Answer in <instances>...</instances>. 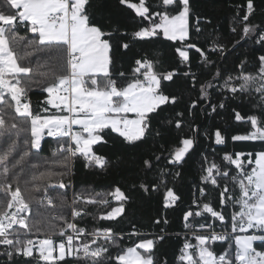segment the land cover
<instances>
[{
  "label": "snow or ice",
  "instance_id": "obj_1",
  "mask_svg": "<svg viewBox=\"0 0 264 264\" xmlns=\"http://www.w3.org/2000/svg\"><path fill=\"white\" fill-rule=\"evenodd\" d=\"M120 3L139 18L131 41L122 43V49L162 36L173 42L174 56L178 57L173 62L178 67L190 68V50L195 49L210 78L197 89V76L184 71L186 86L175 93L166 92L165 82L174 83L180 73L165 68L164 61L147 53L133 57L129 72L120 70L113 32L106 31L89 11L91 0H0V257L4 264H17L18 260L23 264H61L68 257L81 264H160L155 249L165 239L162 234H144L133 225L128 233L133 243L125 248L124 234L114 228L94 226L89 231L80 226L81 219L93 215L90 205L110 209L93 215V219L117 221L123 217L129 197L120 187L107 193L85 189L68 198L72 185L65 183L64 177L77 158L86 162L85 167L104 169L109 164L94 151L95 145L107 143L105 130L135 146L149 135L163 137L152 127V114L167 113L160 123L174 131L175 138L160 145V155L153 153L143 159V171L156 170V162L165 152L168 164L182 167L199 135L191 123L187 128L192 135L184 131L185 113L193 116L198 106L206 110L203 104L211 95L209 89H218L224 99L209 105L213 113L224 109L226 100L240 99L251 105L246 116L233 109L235 120L246 121L251 130L234 135L232 140L264 144V55L251 62L241 60L225 75L209 54L226 59V46L213 39L214 33L204 36L199 17L195 25L190 23V0H157L155 6L148 0ZM254 11L253 0H247L246 14L240 17L238 12L233 19L243 25V37L264 47V27L250 23ZM193 27L196 40L190 38ZM231 31L236 32L235 25ZM201 36L209 45L207 50L197 44ZM34 88L45 94L36 106L29 95ZM192 89H197L196 99L190 95ZM186 94V107L177 110ZM45 137L57 144L48 160L39 155ZM214 142L225 143L219 129L214 132ZM201 169L205 187H199L200 197L208 195L207 186L211 185L219 192L222 208L231 203L230 230L222 210L210 201L194 200L197 210L190 208L183 214V226L192 235L191 239L186 235L179 264H264V149L246 156L225 153L219 162L204 156ZM180 175L160 169L158 183H141L140 188L149 191L164 185V207L171 208L180 197L167 187V177ZM205 214L219 221L221 231L207 223H199L197 230L192 221ZM154 223L159 225L161 220ZM163 223H168L166 218ZM216 242L227 247L217 253ZM111 249L117 250L115 254Z\"/></svg>",
  "mask_w": 264,
  "mask_h": 264
},
{
  "label": "trees",
  "instance_id": "obj_2",
  "mask_svg": "<svg viewBox=\"0 0 264 264\" xmlns=\"http://www.w3.org/2000/svg\"><path fill=\"white\" fill-rule=\"evenodd\" d=\"M131 2H138V0H131ZM156 2L157 0H148V3L154 6ZM253 3L255 11L250 17V23L264 27V0H253ZM91 4L92 7L89 11L94 13L96 20L104 25L106 31L113 32L112 43L114 45L116 67L120 70L129 72L130 66L134 64L133 57L139 58L142 54L147 53L149 56L164 61L165 68L169 70L176 69L180 73L174 83L165 82L166 92L175 93L186 86V80L183 77L184 71H190L197 76V89L200 82H203L205 78H210L206 77V69L202 65L201 56L195 49L190 50V68L184 65L178 67L177 63L173 62L178 59L174 56L173 42L164 40L162 36L151 41L132 43L129 50L122 49L120 45L124 42H130L131 33L137 30L139 26V18L135 16V12L126 5H122L120 0H91ZM190 7L192 13L190 23L195 25L196 18L199 17L204 36H210L214 33L213 39H217L220 44L226 46V59L219 54H209V59L221 67L225 75L233 72L234 66L238 65L241 60L248 59L251 62L253 58L264 55V47L254 43L253 38L243 37L241 32L243 25L236 23L233 19L238 12L240 17L246 14L247 0H190ZM234 25L236 27L235 33L231 31ZM125 33L128 35H124ZM204 36L199 38L197 44L207 50L209 45L204 43ZM190 38L192 40L197 39L194 27L190 33ZM175 43L178 44L179 42ZM197 89L191 90L192 99H196ZM209 91L211 95L203 104V108L206 110H201V107L198 106L194 110L193 116L189 117L187 112L185 113L186 125L184 131L188 135H192L187 128V123H191L193 127L198 129L199 135L196 146L182 167H173L168 164L164 159V156L167 155L165 152L161 160L156 162V170L147 174L143 171V159L148 158L153 153L160 155V145L175 138V132L168 131L160 123L167 113H161L160 116L152 114V127L159 129L163 133V137L149 135L144 143H138L135 146L124 144L122 138L118 137L117 134L105 130L103 135L107 143L95 145L94 151L108 159L109 164L106 168L85 167L86 162L82 158L75 160L70 173L64 177L65 183L72 185L67 190L69 200H71L73 192L89 189L93 192L107 193L114 190L115 187H120L129 197V200L125 203V214L117 221L93 219V215H99L110 209L102 205L88 206L93 215L81 219L79 221L81 227H87L89 231L94 226L114 228L118 233L124 234L123 247L125 248L133 243L134 238H128V233L133 231V225L144 234H162L165 239L159 242L155 249V255L160 264H163L165 260L168 264H179L178 257L186 235L187 238L191 239V231L183 226V214L190 208L197 210L193 205L194 200L199 199L201 203L210 201L218 211L222 210L230 230V219L233 212L231 203L222 208L219 204V192L213 189L211 185L207 186L208 195L200 197L198 189L199 187H205L201 183V160L204 156H207L209 160L215 159L219 162L225 153H244L246 156L248 153H255L264 149V144L252 141H233L232 137L234 135H245L251 130L246 121L235 120L233 109L239 111L242 116H246L252 110L251 105L246 101L242 103L240 99L226 100V107L224 109L218 108L213 113L209 105L218 104L224 97L220 96L218 89H209ZM29 95L33 105L36 106L39 101L43 100L45 94L34 88ZM188 95L186 94L184 101L177 105V110L186 107ZM217 129L225 137L224 144L217 145L214 142V132ZM56 148V141L53 138L46 137L42 141V151L39 155L48 160L52 157ZM49 163H51L50 160ZM160 169H171L173 173L177 171L181 173L175 179L172 176L167 177V187L173 188L180 197L171 208L164 207V185H160L157 190H151L150 188L149 191H144L140 188L141 183L150 184L152 181L158 183L157 176ZM229 188L232 190L233 185L229 184ZM235 194L239 195L238 191ZM111 203L112 206H116L114 200ZM165 218L168 221L167 224L163 223ZM156 219L161 220L159 225L154 223ZM192 222L196 225L197 230L199 223L211 224L215 222L220 224L219 221L211 220L209 214H205L204 217H197ZM161 229L164 230L163 233H161ZM148 238H151V236ZM192 242L195 243L194 240ZM259 243L257 242V244ZM226 247L227 244L222 242H216L214 245L217 253L223 251ZM111 251L115 254L117 250L111 249ZM0 264H4L3 257H0ZM17 264H23V261L18 260ZM61 264H81V262L69 257Z\"/></svg>",
  "mask_w": 264,
  "mask_h": 264
},
{
  "label": "built area",
  "instance_id": "obj_3",
  "mask_svg": "<svg viewBox=\"0 0 264 264\" xmlns=\"http://www.w3.org/2000/svg\"><path fill=\"white\" fill-rule=\"evenodd\" d=\"M211 220H214L212 217H211ZM211 224H214L215 228H216V231H221V226L220 224H217L215 222H212ZM192 235V234H191ZM69 258V257H68Z\"/></svg>",
  "mask_w": 264,
  "mask_h": 264
},
{
  "label": "crops",
  "instance_id": "obj_4",
  "mask_svg": "<svg viewBox=\"0 0 264 264\" xmlns=\"http://www.w3.org/2000/svg\"><path fill=\"white\" fill-rule=\"evenodd\" d=\"M55 111V110H54ZM133 114H129V116L131 117ZM46 138V137H45ZM50 138V137H49Z\"/></svg>",
  "mask_w": 264,
  "mask_h": 264
},
{
  "label": "rangeland",
  "instance_id": "obj_5",
  "mask_svg": "<svg viewBox=\"0 0 264 264\" xmlns=\"http://www.w3.org/2000/svg\"><path fill=\"white\" fill-rule=\"evenodd\" d=\"M210 215V214H209ZM192 234V233H191Z\"/></svg>",
  "mask_w": 264,
  "mask_h": 264
}]
</instances>
